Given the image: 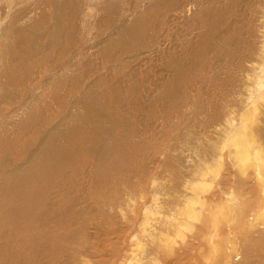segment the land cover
<instances>
[{
	"label": "bare ground",
	"instance_id": "bare-ground-1",
	"mask_svg": "<svg viewBox=\"0 0 264 264\" xmlns=\"http://www.w3.org/2000/svg\"><path fill=\"white\" fill-rule=\"evenodd\" d=\"M92 2L0 0V264H264V0Z\"/></svg>",
	"mask_w": 264,
	"mask_h": 264
},
{
	"label": "rangeland",
	"instance_id": "rangeland-1",
	"mask_svg": "<svg viewBox=\"0 0 264 264\" xmlns=\"http://www.w3.org/2000/svg\"><path fill=\"white\" fill-rule=\"evenodd\" d=\"M36 1V0H35ZM99 1V2H98ZM106 1L107 0H93V2L92 3H94L93 5H91V7L89 8V10H88V20H87V23H86V31H85V33H84V36H82V38H81V40H83L82 42H84V44L86 43V41H87V39L89 40H92L93 38V40H95V37L97 36L96 34H98L100 31H96V21H97V19H98V14L100 15L102 12H104V10H103V6H104V4L106 3ZM134 1V2H133ZM138 1H141V2H139L138 3ZM148 2L147 0H129V3H130V5H129V7L131 8V10L130 11H135V10H137L136 11V13H138L141 9H137L136 7H138V5L140 4V3H144V2ZM104 3V4H103ZM37 5V4H36ZM99 7H98V6ZM117 5H118V3H117ZM38 6V5H37ZM96 6V7H95ZM94 7V8H93ZM98 7V9H96ZM100 8V9H99ZM102 8V9H101ZM92 9L94 10L93 12H92ZM96 9V10H95ZM101 10V12H98V11H100ZM97 16H95V15ZM90 15V16H89ZM153 15V14H152ZM95 17V18H94ZM93 19V20H92ZM94 23V24H93ZM181 23V24H180ZM178 24H180V25H178L179 26V29L181 28H183L182 27V22H178ZM94 25V26H93ZM173 26H174V28H175V24L173 23L172 24ZM90 29H92V30H90ZM181 29H180V31H181ZM93 31H95L94 33H93ZM95 34V35H94ZM94 35V36H93ZM86 36V37H85ZM92 39H91V38ZM87 38V39H86ZM85 39H86V41H85ZM92 40V41H93ZM86 45V44H85ZM89 56V59L90 58H93L94 59V54H92V53H88L87 54V56L84 58V59H86L87 57ZM124 58V60H127L126 58H125V56L123 57ZM121 64H122V66H120V68H118V69H120V70H123L124 71V73H125V71L127 70V68L126 67H124V62H121V61H119ZM113 63V62H112ZM113 65H115V62L113 63ZM89 66L91 67V72H94V71H96V68H97V64H95L94 63V66H93V63H91V64H89ZM124 69H123V68ZM93 68H95V70H93ZM123 71H122V75H119V76H124L125 74L123 73ZM117 73V71H114L113 73L116 75V73ZM107 75H109V74H107ZM110 76V75H109ZM113 78L114 76H112V74H111V76H110V78ZM119 78V77H118ZM119 80H120V78H119ZM123 80H124V84L127 82V79H126V76H124L123 77ZM126 85H124V87H125ZM70 96V94H68V97ZM55 104H53L52 106H51V110L49 111V113H47V114H50V115H53L54 113H56V111H57V107L55 106ZM76 118V117H75ZM77 119V118H76Z\"/></svg>",
	"mask_w": 264,
	"mask_h": 264
}]
</instances>
